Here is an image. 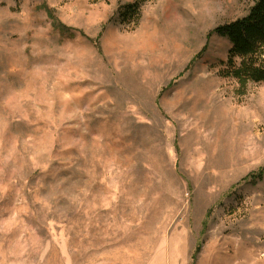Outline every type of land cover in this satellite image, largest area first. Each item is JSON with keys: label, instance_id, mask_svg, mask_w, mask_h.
Here are the masks:
<instances>
[{"label": "rangeland", "instance_id": "rangeland-1", "mask_svg": "<svg viewBox=\"0 0 264 264\" xmlns=\"http://www.w3.org/2000/svg\"><path fill=\"white\" fill-rule=\"evenodd\" d=\"M135 1L0 0V264H264L251 2Z\"/></svg>", "mask_w": 264, "mask_h": 264}, {"label": "trees", "instance_id": "trees-1", "mask_svg": "<svg viewBox=\"0 0 264 264\" xmlns=\"http://www.w3.org/2000/svg\"><path fill=\"white\" fill-rule=\"evenodd\" d=\"M140 1L144 0L121 6V18L129 21L135 17L137 20ZM250 2L251 6L244 16L212 31V34L225 38L230 44L221 72L223 77L235 80L241 92L250 83L264 82V0ZM60 31L70 36L67 29Z\"/></svg>", "mask_w": 264, "mask_h": 264}]
</instances>
